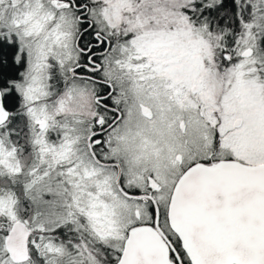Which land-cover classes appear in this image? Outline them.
<instances>
[{
  "label": "snow or ice",
  "instance_id": "snow-or-ice-1",
  "mask_svg": "<svg viewBox=\"0 0 264 264\" xmlns=\"http://www.w3.org/2000/svg\"><path fill=\"white\" fill-rule=\"evenodd\" d=\"M0 264H264V0H0Z\"/></svg>",
  "mask_w": 264,
  "mask_h": 264
}]
</instances>
